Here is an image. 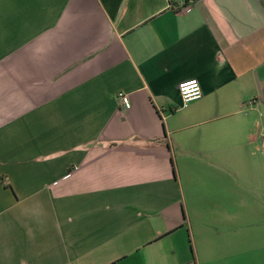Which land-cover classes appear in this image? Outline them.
I'll return each mask as SVG.
<instances>
[{
  "label": "crops",
  "instance_id": "obj_1",
  "mask_svg": "<svg viewBox=\"0 0 264 264\" xmlns=\"http://www.w3.org/2000/svg\"><path fill=\"white\" fill-rule=\"evenodd\" d=\"M188 2L0 0V264H264V0Z\"/></svg>",
  "mask_w": 264,
  "mask_h": 264
},
{
  "label": "built area",
  "instance_id": "obj_2",
  "mask_svg": "<svg viewBox=\"0 0 264 264\" xmlns=\"http://www.w3.org/2000/svg\"><path fill=\"white\" fill-rule=\"evenodd\" d=\"M203 90L202 87L199 83H191V84H186L183 85L180 88V95L182 98V107L186 108L188 107L192 102L200 100L203 97ZM118 98L120 101V104L125 108V109H130L131 108V100L129 96L126 93L120 92L118 94Z\"/></svg>",
  "mask_w": 264,
  "mask_h": 264
},
{
  "label": "rangeland",
  "instance_id": "obj_3",
  "mask_svg": "<svg viewBox=\"0 0 264 264\" xmlns=\"http://www.w3.org/2000/svg\"><path fill=\"white\" fill-rule=\"evenodd\" d=\"M256 175L257 176V181H261V182H264V171L262 170H258V169H252V177ZM226 179H229V177H227ZM252 189L253 190H262L264 191V185L262 184V187L260 188H255L253 185H252ZM264 193V192H262Z\"/></svg>",
  "mask_w": 264,
  "mask_h": 264
},
{
  "label": "trees",
  "instance_id": "obj_4",
  "mask_svg": "<svg viewBox=\"0 0 264 264\" xmlns=\"http://www.w3.org/2000/svg\"><path fill=\"white\" fill-rule=\"evenodd\" d=\"M173 7H175L176 5H178L179 0L176 2V0H170ZM183 2V5H181L180 7L178 6L177 10H181L182 8H185L186 6H188V0H181ZM6 187L8 188H12V186L10 184L6 183Z\"/></svg>",
  "mask_w": 264,
  "mask_h": 264
}]
</instances>
